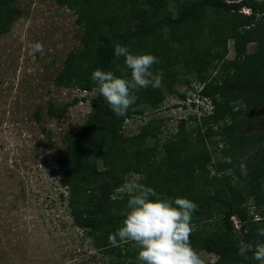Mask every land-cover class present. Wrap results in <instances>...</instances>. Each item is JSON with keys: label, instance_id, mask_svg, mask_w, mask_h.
Instances as JSON below:
<instances>
[{"label": "trees", "instance_id": "16d2710c", "mask_svg": "<svg viewBox=\"0 0 264 264\" xmlns=\"http://www.w3.org/2000/svg\"><path fill=\"white\" fill-rule=\"evenodd\" d=\"M56 1L76 14L84 30L83 48L68 54L54 80L57 87L93 92L97 84L91 75L97 69L122 77L117 65L126 68L125 58L116 57V44L134 55L156 56L158 63L151 70L163 76L159 88L139 89L137 101L123 116H116L95 91L91 115L67 137V152L56 162L60 184L68 190L67 198L61 197L73 224L91 239L103 264H143L134 242H120L119 237L115 245L110 242L130 211L129 195L119 189L132 174L162 198H187L198 206L191 221V245L199 254L217 257L204 264H261L252 252L245 259L238 251L241 242H264L257 233L264 227L263 118L249 116L252 110H264V0ZM13 3L0 0V38L21 14ZM244 8L251 13H244ZM230 41L233 58H228ZM250 44L256 45L255 51H249ZM184 84L189 92L179 94V109L196 107L201 116L189 113L181 118L177 131L164 142V119L149 120L138 134H123L127 119L143 116L145 109L159 110L165 89ZM77 102H52L47 114L60 118ZM188 103L192 107L187 109ZM35 117L41 120L40 109ZM191 123L195 128L189 131ZM214 138L225 143L218 161L214 151L219 143ZM241 163L247 166L246 176ZM213 169L216 174L211 177ZM233 178L243 187H235ZM233 215L244 222L241 232L234 229ZM255 216L261 220L255 221Z\"/></svg>", "mask_w": 264, "mask_h": 264}, {"label": "rangeland", "instance_id": "374dc122", "mask_svg": "<svg viewBox=\"0 0 264 264\" xmlns=\"http://www.w3.org/2000/svg\"><path fill=\"white\" fill-rule=\"evenodd\" d=\"M13 1L21 14L0 38V264H103L91 239L73 224L67 201L61 197L64 194L66 199L68 190L60 184L56 164L67 152V137L82 128L91 115L96 97L94 91L84 93L54 84L68 54L83 48V27L76 22V14L56 0ZM35 43L42 44L43 50L33 51ZM228 47V58H233V41ZM255 50L256 45L250 44L249 51ZM165 90L166 100L159 110L145 109L143 116L126 120L125 136L140 133L149 120L158 118L166 122L164 142L177 131L181 118L189 113L201 116L190 103L186 108L194 111L183 112L178 107L182 104L179 94L189 92L186 84ZM75 99L78 102L62 117L48 116L50 103L64 106ZM38 109L42 118L37 122ZM249 116H261L264 128L263 109L252 110ZM190 126L189 131L194 130L195 124ZM214 139L219 143L214 151L218 161L225 143ZM215 174L213 169L211 177ZM232 184L243 187L236 178ZM200 256L204 263L217 259L204 252Z\"/></svg>", "mask_w": 264, "mask_h": 264}, {"label": "clouds", "instance_id": "9594fccd", "mask_svg": "<svg viewBox=\"0 0 264 264\" xmlns=\"http://www.w3.org/2000/svg\"><path fill=\"white\" fill-rule=\"evenodd\" d=\"M31 47L35 52L43 50L40 43ZM114 51L117 58H125L126 68L117 65L122 77H117L111 71L97 69L91 79L97 84L93 91H98L104 97L116 116H123L137 101L136 92L149 86L159 88L163 76L151 70L158 63L156 56L134 55L121 44H116ZM128 69L131 70L130 79L127 78ZM226 162L231 163V158H226ZM240 169L241 174L246 176L247 166L241 163ZM132 175L133 179L125 178V183L119 189L129 195L130 211L123 221V227L110 236V242L115 245L117 237L120 242H134L140 248L138 260L143 264H204L190 242L193 231L191 221L198 206L187 198H162L154 188L140 183L138 175ZM257 233L264 236V227L258 228ZM249 252L253 253L255 260L264 264V242H241L238 255L247 259Z\"/></svg>", "mask_w": 264, "mask_h": 264}, {"label": "built area", "instance_id": "2783aa9c", "mask_svg": "<svg viewBox=\"0 0 264 264\" xmlns=\"http://www.w3.org/2000/svg\"><path fill=\"white\" fill-rule=\"evenodd\" d=\"M246 10H247V12H246ZM243 12L246 13V14H250L251 13L250 9H244ZM83 92L87 93V91H83ZM230 219H231L232 224L234 225V229L237 232H241L244 222L236 215L231 216ZM254 220L255 221H259V220H261V218L256 216Z\"/></svg>", "mask_w": 264, "mask_h": 264}]
</instances>
